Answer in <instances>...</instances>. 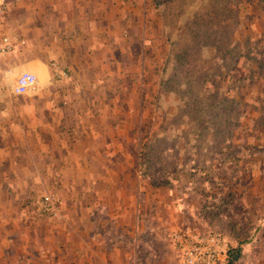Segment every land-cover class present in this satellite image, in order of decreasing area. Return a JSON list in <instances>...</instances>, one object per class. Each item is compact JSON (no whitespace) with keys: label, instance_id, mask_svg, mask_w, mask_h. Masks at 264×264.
Instances as JSON below:
<instances>
[{"label":"crops","instance_id":"1","mask_svg":"<svg viewBox=\"0 0 264 264\" xmlns=\"http://www.w3.org/2000/svg\"><path fill=\"white\" fill-rule=\"evenodd\" d=\"M6 2L0 38L11 50L0 54V264H179L185 234L175 194L155 192L135 159V108L145 96L134 84L140 72L151 75L150 40L158 39L152 27L161 35L164 17L152 0ZM22 73L36 82L19 95ZM250 166L253 178L242 175L236 197L252 232L222 257L223 238L217 264H264V162ZM46 193L59 199L57 219L16 201Z\"/></svg>","mask_w":264,"mask_h":264},{"label":"rangeland","instance_id":"2","mask_svg":"<svg viewBox=\"0 0 264 264\" xmlns=\"http://www.w3.org/2000/svg\"><path fill=\"white\" fill-rule=\"evenodd\" d=\"M152 2L166 24L161 35L152 27V36L158 34L150 40L152 72H140L134 84L145 96L135 108V159L155 192L175 194L183 254L194 238L218 235L228 244L223 257L252 232L236 196L244 190L242 175L253 178L250 165L264 162V0ZM160 42L165 51L159 54ZM16 201L23 210L58 218L53 195Z\"/></svg>","mask_w":264,"mask_h":264},{"label":"built area","instance_id":"3","mask_svg":"<svg viewBox=\"0 0 264 264\" xmlns=\"http://www.w3.org/2000/svg\"><path fill=\"white\" fill-rule=\"evenodd\" d=\"M6 0H0V15L6 9ZM1 25V20H0ZM11 50V43L7 37L0 38V54H6ZM34 75L22 73L16 79L14 92L16 94L27 93L34 85ZM44 203L49 204V198H44ZM49 210V208H47ZM223 247L218 235H210L204 238L196 237L185 250L182 261L179 264H212L218 257L219 249Z\"/></svg>","mask_w":264,"mask_h":264},{"label":"trees","instance_id":"4","mask_svg":"<svg viewBox=\"0 0 264 264\" xmlns=\"http://www.w3.org/2000/svg\"><path fill=\"white\" fill-rule=\"evenodd\" d=\"M154 1V4L156 7H161L167 0H153ZM229 253V252H228ZM236 253V252H235ZM233 254V253H232ZM233 256V259L237 258L235 254L232 255ZM233 261V260H232ZM231 259L230 261L228 262V264H230L231 262Z\"/></svg>","mask_w":264,"mask_h":264}]
</instances>
